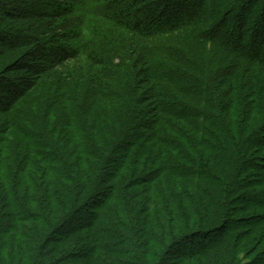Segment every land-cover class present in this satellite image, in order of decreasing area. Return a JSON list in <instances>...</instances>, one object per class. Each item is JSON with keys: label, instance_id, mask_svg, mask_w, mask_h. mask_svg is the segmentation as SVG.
Segmentation results:
<instances>
[{"label": "trees", "instance_id": "16d2710c", "mask_svg": "<svg viewBox=\"0 0 264 264\" xmlns=\"http://www.w3.org/2000/svg\"><path fill=\"white\" fill-rule=\"evenodd\" d=\"M87 2L0 0V264H264V0Z\"/></svg>", "mask_w": 264, "mask_h": 264}, {"label": "rangeland", "instance_id": "374dc122", "mask_svg": "<svg viewBox=\"0 0 264 264\" xmlns=\"http://www.w3.org/2000/svg\"><path fill=\"white\" fill-rule=\"evenodd\" d=\"M81 1H83L84 3H86V4H83L82 6L80 5L81 3H79V2H81ZM88 0H74V2H75V5L76 6H79L80 8H78V10L76 11V20H77V22H79V21H81V20H84L85 18H87L88 16H89V11H90V9L92 8L90 5H87V2ZM1 21V20H0ZM2 22V21H1ZM0 22V23H1ZM90 23H88V25H89ZM1 48H3V46H1ZM10 75H6L2 70L0 71V79L1 78H6V77H9ZM9 78H11V77H9ZM3 82V81H2ZM3 90V89H2ZM1 90V88H0V92H3ZM4 94V93H3ZM81 215H83V213L81 214ZM194 246H195V242H193L192 240H190V241H187V242H185L184 243V245L183 246H181L182 247V249H181V251L182 252H179V254H173L171 257H170V259H169V261L168 262H174V261H178V258H179V255L180 254H183V253H185V252H187V251H191L192 249H194ZM185 251H184V250Z\"/></svg>", "mask_w": 264, "mask_h": 264}]
</instances>
